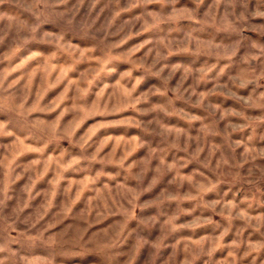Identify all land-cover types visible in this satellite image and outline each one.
Segmentation results:
<instances>
[{
	"label": "rangeland",
	"instance_id": "1",
	"mask_svg": "<svg viewBox=\"0 0 264 264\" xmlns=\"http://www.w3.org/2000/svg\"><path fill=\"white\" fill-rule=\"evenodd\" d=\"M0 264H264V0H0Z\"/></svg>",
	"mask_w": 264,
	"mask_h": 264
}]
</instances>
